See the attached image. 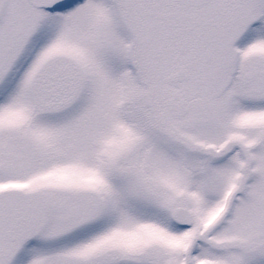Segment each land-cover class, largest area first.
<instances>
[{
    "label": "snow or ice",
    "instance_id": "obj_1",
    "mask_svg": "<svg viewBox=\"0 0 264 264\" xmlns=\"http://www.w3.org/2000/svg\"><path fill=\"white\" fill-rule=\"evenodd\" d=\"M0 264H264V0H0Z\"/></svg>",
    "mask_w": 264,
    "mask_h": 264
}]
</instances>
